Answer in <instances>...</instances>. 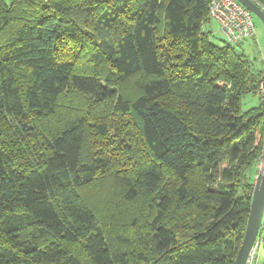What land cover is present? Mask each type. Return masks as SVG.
Wrapping results in <instances>:
<instances>
[{
	"label": "trees",
	"instance_id": "trees-1",
	"mask_svg": "<svg viewBox=\"0 0 264 264\" xmlns=\"http://www.w3.org/2000/svg\"><path fill=\"white\" fill-rule=\"evenodd\" d=\"M210 2L0 0V264H235L264 69Z\"/></svg>",
	"mask_w": 264,
	"mask_h": 264
},
{
	"label": "built area",
	"instance_id": "built-area-1",
	"mask_svg": "<svg viewBox=\"0 0 264 264\" xmlns=\"http://www.w3.org/2000/svg\"><path fill=\"white\" fill-rule=\"evenodd\" d=\"M210 16L219 24L228 44L235 45L243 39L256 38L258 35L255 15L237 0H211ZM261 90L264 92L263 85ZM261 235L262 231L252 250L248 264H252L254 254L260 246Z\"/></svg>",
	"mask_w": 264,
	"mask_h": 264
},
{
	"label": "water",
	"instance_id": "water-1",
	"mask_svg": "<svg viewBox=\"0 0 264 264\" xmlns=\"http://www.w3.org/2000/svg\"><path fill=\"white\" fill-rule=\"evenodd\" d=\"M253 12L264 24V8L255 0H237ZM264 224V146L261 167L256 176L251 210L243 242L238 251L235 264H248L255 244L257 243Z\"/></svg>",
	"mask_w": 264,
	"mask_h": 264
},
{
	"label": "rangeland",
	"instance_id": "rangeland-1",
	"mask_svg": "<svg viewBox=\"0 0 264 264\" xmlns=\"http://www.w3.org/2000/svg\"><path fill=\"white\" fill-rule=\"evenodd\" d=\"M6 1L10 2V0ZM255 23L258 31L257 37L243 39L240 43L235 44V46H237L240 50H243L246 54H248V56L253 62L255 69H264V24L256 15ZM207 29L211 30L212 32L211 39L213 42L218 44L225 42L224 34L215 19H211V23L209 26H207ZM262 95L264 96V92H262ZM259 102L260 97L258 95L248 94L244 96L242 100V109L247 110L249 108L256 107L259 105ZM260 167L261 162L257 166L258 172ZM260 246L257 248L254 254L252 264H264V252L261 250Z\"/></svg>",
	"mask_w": 264,
	"mask_h": 264
}]
</instances>
